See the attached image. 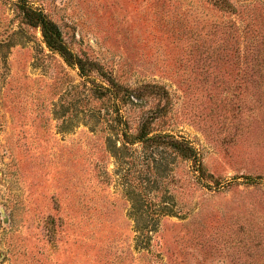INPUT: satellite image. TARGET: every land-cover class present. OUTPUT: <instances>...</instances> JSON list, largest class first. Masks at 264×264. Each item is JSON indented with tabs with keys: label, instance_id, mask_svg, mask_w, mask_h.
I'll list each match as a JSON object with an SVG mask.
<instances>
[{
	"label": "rangeland",
	"instance_id": "1",
	"mask_svg": "<svg viewBox=\"0 0 264 264\" xmlns=\"http://www.w3.org/2000/svg\"><path fill=\"white\" fill-rule=\"evenodd\" d=\"M27 1L74 55L157 87L113 104L0 0V264H264V0ZM146 119L195 160L124 145Z\"/></svg>",
	"mask_w": 264,
	"mask_h": 264
},
{
	"label": "trees",
	"instance_id": "2",
	"mask_svg": "<svg viewBox=\"0 0 264 264\" xmlns=\"http://www.w3.org/2000/svg\"><path fill=\"white\" fill-rule=\"evenodd\" d=\"M16 6L18 10L22 13L23 18L27 23L33 26H40L41 33L44 38L46 45L51 49L57 51L68 63L76 65L81 75L88 77L94 70L100 74L108 82L109 86L96 85L95 91L106 95L108 100L118 101L119 103L125 104L127 101H137L142 98L145 92H152V89L157 87V85H143L138 88H130L117 83L113 77H108L100 68V66L94 61H85L80 57L74 55L66 47L62 41V35L58 26L50 19L45 18L40 11L33 9L27 0H17ZM160 88V87H159ZM114 104V102H113ZM121 117V115H120ZM150 120H143L137 129V131L130 135L125 131L126 123L121 122L124 131H122L121 141L124 145L139 143L142 147L148 148L153 146H164L182 157L187 159L196 158V152L194 147H192L187 141L183 139L176 138L171 134H161V133H151L150 130ZM149 123V124H148ZM143 201V200H142ZM143 216V213H141ZM173 211L168 209L167 204H162L160 208L154 209L150 215H145V220H147V225H143L137 228L139 232V237L141 238L140 247L142 249L149 250L150 247V233L156 231V225L162 216L172 215ZM144 218V217H143Z\"/></svg>",
	"mask_w": 264,
	"mask_h": 264
}]
</instances>
